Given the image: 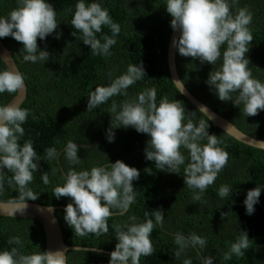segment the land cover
<instances>
[{
  "label": "trees",
  "instance_id": "16d2710c",
  "mask_svg": "<svg viewBox=\"0 0 264 264\" xmlns=\"http://www.w3.org/2000/svg\"><path fill=\"white\" fill-rule=\"evenodd\" d=\"M50 2L57 11V19L61 22L57 31L62 35L55 39L53 33L45 41L38 38V47L50 53L47 62L25 63L22 44L12 37L1 39L12 53L19 71L24 74L27 86V97L21 107L30 109L31 115L23 125L25 135L20 143L30 139L41 157L39 170L29 185L40 195L37 200L26 202L65 208L72 202L71 198L56 199L53 193L56 186L64 184V176L70 167L79 171L121 160L140 172L139 179L133 181L137 191L136 203L131 205L126 215L110 217L109 232L101 237L94 234L84 237L75 235L64 220V209L57 210L55 215L68 246L112 252L117 243L114 224L131 222L129 217L133 215L138 218V222H143L146 212L150 214L149 218L154 219L151 214L155 210H162L164 225L157 226L151 234L156 253L142 257L141 264H182L183 257L177 259L174 256L177 248L174 234L177 231L185 235L194 231L207 237L208 244L202 255H212L215 264H264V189L252 215L246 214L243 203L248 190L264 185V150L244 145L214 128L175 88L167 66V48L173 29L170 26L172 18L165 8L166 0H98L121 27L117 43L111 49L112 55L108 57L94 56L89 46L72 35L75 29L71 19L77 0ZM17 6V0H0V16ZM242 7H247L253 13L249 25L254 37L247 53L249 68L254 78L264 82V0H238L232 6V12ZM103 33L111 35L106 26ZM221 62L218 61L216 66L206 62L202 64L198 59L183 57L176 51L177 71L188 91L245 134L264 141V110L256 116L244 117L242 105L238 108L231 101H220L205 83L209 73L219 67ZM135 63L143 64L146 76L129 88V95L114 96L106 104L87 111L89 93L98 85H107L111 79L124 73L129 64ZM6 69L0 59V71ZM152 87L157 89L158 103L165 97L182 101L186 113H196L195 123L201 119L208 120V132L218 136L223 141L220 146L229 153L227 165L200 201L193 200V191L184 183L185 166H181L177 175L161 171L155 167L154 161L145 159L144 150L149 140L147 134L138 133L131 127H120L114 129V142L109 143L106 139V130L112 122H116L115 113L110 111L112 103L121 104ZM15 95L5 92L0 95V104H9ZM69 140L76 142L78 147L82 145L78 152L82 159L79 165H69L63 154ZM49 147L60 151V156L54 161L46 159ZM181 151L187 156V150L182 148ZM43 172L48 173L50 183H43ZM224 184L233 190L227 198L218 195L219 188ZM18 196V190L5 183L0 202H9ZM241 231L247 233L250 248L245 251L244 257L233 256L230 261H225L223 253L241 235ZM13 236L21 237L23 247L20 251L25 254L46 251L43 228L37 220L0 217V251L17 247L8 244ZM187 255L193 259V264H200L198 256L201 253L198 250L191 249ZM108 261L109 255L95 252L67 253V264H108Z\"/></svg>",
  "mask_w": 264,
  "mask_h": 264
},
{
  "label": "clouds",
  "instance_id": "9594fccd",
  "mask_svg": "<svg viewBox=\"0 0 264 264\" xmlns=\"http://www.w3.org/2000/svg\"><path fill=\"white\" fill-rule=\"evenodd\" d=\"M237 3L238 0H166L165 8L172 18L171 28L179 31V36L173 39V47L178 54L213 66L222 61L209 73L205 83L220 101H231L238 108L242 105L243 116L249 117L264 110V82L253 77L247 56L254 38L249 27L253 13L247 7L238 8L233 13L232 6ZM17 5L0 16V39L12 37L20 42L25 63L44 64L50 53L47 49L41 50L37 40L45 41L53 33L55 39L60 38L62 33L57 29L61 22L57 19V11L50 0H17ZM71 25L75 29L72 35L89 46L94 56L112 55L111 49L117 43L121 27L98 0L91 3L77 0ZM105 26L111 35L103 33ZM145 76L142 63L129 64L124 73L111 79L107 85L96 86L89 93L87 111L106 104L114 96L127 97L129 88ZM24 88L25 76L22 72L10 68L0 71V95L5 92L15 94ZM110 111L115 113L116 122H112L106 130L107 141L114 142V129L120 127H131L138 133L147 134L149 140L144 150L145 159L154 161L157 169L177 175L181 166H185L184 183L193 191L194 201L202 199L228 163L229 153L220 146L223 141L208 132V120L201 119L195 123L196 113H186L182 101L165 97L158 103L155 87L146 88L135 98L126 99L121 104L113 102ZM30 115V109L20 105L0 104V194L5 190V183L18 190V198L9 201L12 207L6 210L13 217L26 211V201H35L40 195L29 185L39 170L41 157L30 139L20 143L25 135L23 125ZM80 147L82 145L78 147L72 140L67 142L63 154L69 165L81 163L78 155ZM182 148L187 150V156ZM59 156L60 151L55 147L46 150L49 161ZM139 176L138 169L121 160L79 171L70 167L64 176V184L54 188L53 196L56 199L71 198L72 202L64 209V220L75 235L84 237L94 234L101 237L109 232L110 217L126 215L131 205L136 203L137 191L133 181ZM41 179L44 184L50 183L47 172H43ZM262 189L264 185H258L247 191L243 201L247 215L255 212ZM232 192L231 186L224 184L219 188L218 195L227 198ZM151 215L154 219L149 218L150 214L146 212L143 222H138L133 215L129 217L131 222L113 225L117 243L109 254L108 264H141L142 257L156 253L151 234L157 226L163 227L165 216L162 210H155ZM240 233L223 253L225 261H230L233 256L244 257L245 251L250 248L247 233ZM174 243L177 246L174 256L177 259L183 257L182 264H193V259L187 255L191 249L201 253L198 256L200 264H215L212 255H202L208 244L207 237L194 231L187 235L177 231ZM8 244L17 247L0 251V264H66V252L60 250L21 252L23 241L20 236L11 237Z\"/></svg>",
  "mask_w": 264,
  "mask_h": 264
},
{
  "label": "water",
  "instance_id": "95a60500",
  "mask_svg": "<svg viewBox=\"0 0 264 264\" xmlns=\"http://www.w3.org/2000/svg\"><path fill=\"white\" fill-rule=\"evenodd\" d=\"M179 36V31H172L169 39V44L167 48V66L170 78L178 90V92L191 103L199 112H201L213 125L214 128L221 130L225 134L229 135L234 140L256 148L264 150V144L259 142H264L263 140L255 139L243 131L239 130L235 125L229 122L224 117L217 114L215 111L207 107L203 102L198 100L194 95H192L188 89L182 83L177 67H176V49L173 47V39ZM0 59L5 64L7 69L10 68L12 71H19L18 66L12 56V53L4 46L0 39ZM20 72V71H19ZM181 89V91H180ZM27 97V86L25 83V88L19 90L18 93L9 102L11 105H20L25 102ZM201 109H206L205 112L200 111ZM28 207L23 214L16 213L14 217L6 211L8 208L12 207L9 202H0V217H10V218H21V219H33L37 220L43 228L45 236V249L46 251H56L60 250L66 252V264H67V253L69 251H84V252H95L109 255L111 252L107 250H101L96 248H86V247H76L68 246L62 234V229L60 223L55 215V212L60 209H65L61 207L53 206H42L30 202H26ZM95 249V251L93 250Z\"/></svg>",
  "mask_w": 264,
  "mask_h": 264
}]
</instances>
